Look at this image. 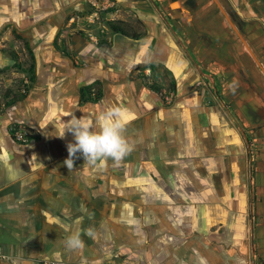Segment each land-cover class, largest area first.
Returning a JSON list of instances; mask_svg holds the SVG:
<instances>
[{"label":"rangeland","instance_id":"1","mask_svg":"<svg viewBox=\"0 0 264 264\" xmlns=\"http://www.w3.org/2000/svg\"><path fill=\"white\" fill-rule=\"evenodd\" d=\"M251 15L236 0H0V104L27 86L31 95L30 101L22 103L24 107L14 104L10 110L0 109V127L21 131L25 137L42 133L46 143L54 134L63 141L57 140L60 147L51 151L67 157L66 145L73 136L64 131L65 125L71 119L85 118L97 130L98 118L112 111L122 118L133 117L123 118L122 130L132 149L148 139L155 153L161 135L172 143L183 139L173 112L191 107L185 116L196 126L192 130L184 126L182 136L194 134L190 137L196 142L206 139L212 120L220 129L227 126L228 136L237 138V143L221 151L238 156L227 163L237 170L234 181L242 187L238 202L244 219L241 216L235 223L229 218L239 233L235 239L230 235L231 221L222 217L209 225L196 224L187 235L196 241H189L187 248L192 249L188 259L182 260L188 264H264V18ZM113 26L140 37L124 36ZM31 64L34 83L30 82ZM91 83V95L101 88L102 97L79 104V88ZM150 85L159 87V92ZM27 108L31 115L26 119L20 114L27 113ZM253 115L259 118L256 123L250 120ZM172 127L177 135L162 134ZM77 159L82 158H74L73 167L83 166L80 172L97 170ZM140 160L135 156L130 163L116 165L135 169ZM107 163L99 168L101 173ZM226 165L223 162L222 167ZM4 168L0 166V171ZM11 187L9 181L1 190ZM69 208L68 226L80 230L83 247L70 250L64 246V264H137L131 253H121V245L111 253L105 250L109 256L92 258L91 240L94 229L98 230L93 217L98 210L89 199L79 209ZM120 227H115L116 238H122ZM67 235L65 230L60 238ZM187 236L180 235L181 239ZM195 250L197 254L192 253Z\"/></svg>","mask_w":264,"mask_h":264},{"label":"crops","instance_id":"2","mask_svg":"<svg viewBox=\"0 0 264 264\" xmlns=\"http://www.w3.org/2000/svg\"><path fill=\"white\" fill-rule=\"evenodd\" d=\"M236 2L242 3L252 17L264 18V0ZM30 96L29 92L24 99L1 110H10L14 104L23 106L25 100H31ZM28 108L27 113L22 111L20 114L26 119L31 115ZM190 108H183L186 109L182 110L184 113L180 112L181 108L173 112V118L177 115L176 126L182 129L179 132L183 137L181 141L172 143L161 135L154 153L155 145L149 144L148 139L141 140L140 145H135L120 161L130 163L132 157L139 156L141 160L135 169L129 164L117 166V162L111 163L109 159L103 173L99 168L95 172H80L83 166L78 169L79 165L69 170L64 164L67 157L51 151L53 147H60L58 141H63L55 138L54 134L47 143L42 133H36L32 135H38L37 140L18 144L20 140L15 142L11 139L10 128L2 125L0 149L4 152L0 156V166L10 171L4 173L5 168L0 171V190L9 181L12 187L0 191V264L57 261V254L59 261L65 262L64 239L60 237L64 236L68 226L69 207L79 209L80 204L88 199L98 210L97 216L93 217L96 220L93 226L98 230L94 229L91 240L94 259L100 258V255L109 256L105 250L111 253L121 245V253H131L137 264H188L183 260L188 259L192 248L190 246L188 250L187 246L189 241L195 242L196 239L187 235L194 231L196 224L209 225L217 216L226 222L231 221L233 228L230 235L231 239H235L233 236L239 233H235L237 227L234 228L231 219L236 223L243 216L239 213L241 204L238 202L242 187L234 181L238 176L237 170H232L227 161H236L238 156H227L221 150L237 143V138L228 136L227 126L220 129L212 120L208 124L207 140L202 138L196 142L195 137H190L194 134L182 136L184 126V129L192 130L195 125L193 121L188 122V116H185ZM250 120L256 123L259 118L253 115ZM167 124L169 126L173 122ZM176 131L172 127L162 134L170 136L178 133ZM80 161L84 163L83 159L75 162ZM223 162L227 164L224 168ZM86 174L90 177L84 176ZM18 181L21 183L18 184ZM261 186L264 188V181ZM242 195L243 192L240 193ZM122 198L124 200L120 202ZM229 209L230 217L226 215ZM105 215L107 217L104 218ZM104 226L108 227L107 231L103 230ZM119 226L118 233L122 238L113 235L115 229L118 230L115 227ZM180 235L187 238L181 239ZM181 248L186 252L181 253ZM192 253L195 254L196 250Z\"/></svg>","mask_w":264,"mask_h":264},{"label":"clouds","instance_id":"3","mask_svg":"<svg viewBox=\"0 0 264 264\" xmlns=\"http://www.w3.org/2000/svg\"><path fill=\"white\" fill-rule=\"evenodd\" d=\"M124 127L123 118L119 113L112 111L98 118L97 130H93V126L85 118L71 119L64 129L73 136V141L66 145L68 156L64 160L65 166L71 170L74 158L78 157L86 161L88 165L100 169L105 167L109 159L120 162L132 151V145L122 135ZM66 231L68 235L64 238V246L70 250L82 248L83 240L80 230L66 226ZM56 258L59 261V254Z\"/></svg>","mask_w":264,"mask_h":264},{"label":"trees","instance_id":"4","mask_svg":"<svg viewBox=\"0 0 264 264\" xmlns=\"http://www.w3.org/2000/svg\"><path fill=\"white\" fill-rule=\"evenodd\" d=\"M113 28L116 29L117 32H119L120 34L127 36V37H130L132 39H139V37H140L139 33H137V32L129 33V31L122 26H113ZM26 47H27V49H28V51L32 57V51H31L32 49H30V46L28 43H26ZM29 72L31 73L30 82L33 83L34 82V76H33L32 64L29 66ZM95 83L100 85V81H95ZM93 84L94 83L83 85L79 88V102H80V104H85L88 102L97 101L102 97L101 88H99L98 93H96V94L94 93L95 95H91L90 88L92 87ZM149 88L152 91L159 92V87H157L156 85H150ZM28 89H29V87L27 86L23 90V92H20L17 95L9 97V99L5 100L2 105L0 104V109H3L5 107L11 105L12 103H15L16 101L24 99L28 94ZM5 96H9V92H6ZM14 131H15L14 129H10L9 133H10L11 139H13L14 141L17 142L15 135H14ZM38 138H39L38 135H27L25 141H22V142L18 141V143L25 144L30 139L37 140Z\"/></svg>","mask_w":264,"mask_h":264},{"label":"built area","instance_id":"5","mask_svg":"<svg viewBox=\"0 0 264 264\" xmlns=\"http://www.w3.org/2000/svg\"><path fill=\"white\" fill-rule=\"evenodd\" d=\"M14 135H15V138H16L17 140H20V141H25V140H26L25 135H24L23 132H21V131H16V132L14 133ZM39 264H64V263L61 262V261H55V260H41V261L39 262Z\"/></svg>","mask_w":264,"mask_h":264},{"label":"snow or ice","instance_id":"6","mask_svg":"<svg viewBox=\"0 0 264 264\" xmlns=\"http://www.w3.org/2000/svg\"><path fill=\"white\" fill-rule=\"evenodd\" d=\"M125 120H127V119H131V118H133V117H130V116H124L123 117Z\"/></svg>","mask_w":264,"mask_h":264},{"label":"flooded vegetation","instance_id":"7","mask_svg":"<svg viewBox=\"0 0 264 264\" xmlns=\"http://www.w3.org/2000/svg\"><path fill=\"white\" fill-rule=\"evenodd\" d=\"M15 130V129H14ZM16 131H14V133H15Z\"/></svg>","mask_w":264,"mask_h":264},{"label":"water","instance_id":"8","mask_svg":"<svg viewBox=\"0 0 264 264\" xmlns=\"http://www.w3.org/2000/svg\"><path fill=\"white\" fill-rule=\"evenodd\" d=\"M236 30V29H235ZM237 31V30H236Z\"/></svg>","mask_w":264,"mask_h":264}]
</instances>
